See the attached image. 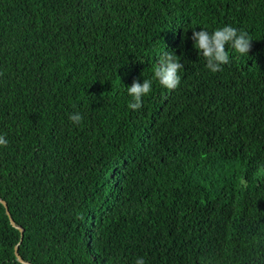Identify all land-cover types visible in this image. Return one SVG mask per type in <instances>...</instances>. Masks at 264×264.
Here are the masks:
<instances>
[{
  "label": "trees",
  "instance_id": "obj_1",
  "mask_svg": "<svg viewBox=\"0 0 264 264\" xmlns=\"http://www.w3.org/2000/svg\"><path fill=\"white\" fill-rule=\"evenodd\" d=\"M225 25L251 50L211 73ZM164 50L180 86L129 109ZM0 134L27 264H264V0H0ZM20 237L0 202V264Z\"/></svg>",
  "mask_w": 264,
  "mask_h": 264
},
{
  "label": "clouds",
  "instance_id": "obj_2",
  "mask_svg": "<svg viewBox=\"0 0 264 264\" xmlns=\"http://www.w3.org/2000/svg\"><path fill=\"white\" fill-rule=\"evenodd\" d=\"M192 28V35L189 39L193 41V46L197 50L199 58L205 60V67L211 73L221 71L222 66L231 62L233 55L249 56L251 42L253 41L248 32L235 27L225 25L209 31L201 28L196 31ZM174 50H164L158 56V61L152 68V78L143 79V82L133 81L131 86L125 87L131 102L129 109L139 111L143 107V98L148 96L153 87V82L167 90H175L181 84L180 73L185 68L181 59ZM84 117L79 112L69 115V120L73 125L80 126ZM9 140L5 135L0 134V149L7 148ZM135 264H147L144 257H138Z\"/></svg>",
  "mask_w": 264,
  "mask_h": 264
},
{
  "label": "water",
  "instance_id": "obj_3",
  "mask_svg": "<svg viewBox=\"0 0 264 264\" xmlns=\"http://www.w3.org/2000/svg\"><path fill=\"white\" fill-rule=\"evenodd\" d=\"M0 202L4 204V206H5V208H6V213H7V215L9 216V219H10L11 224H12L13 226L17 227V228L21 231L20 241H19V243H17V245L15 246V255H16L17 260H18L19 262L24 263V264H27V263H29V262L26 261V260H24L23 257H22V256L20 255V253H19V245H20V243H21V241H22V236H23V231H24V229H23L22 227H19V226L16 225V223H15V221H14V219H13V217H12V215H11L9 209H8L7 202H6L5 200H3L2 198H0Z\"/></svg>",
  "mask_w": 264,
  "mask_h": 264
}]
</instances>
